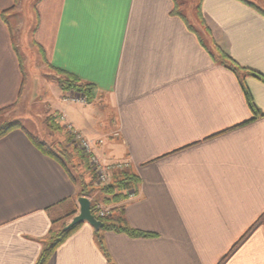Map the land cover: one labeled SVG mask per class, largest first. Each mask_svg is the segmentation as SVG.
<instances>
[{"label": "crops", "instance_id": "crops-1", "mask_svg": "<svg viewBox=\"0 0 264 264\" xmlns=\"http://www.w3.org/2000/svg\"><path fill=\"white\" fill-rule=\"evenodd\" d=\"M183 1L0 0V110L40 97L21 53L34 26L37 66L55 76L48 110L138 178L119 207L140 234L102 231L100 246L84 223L46 264H264V79L252 74L264 78V0ZM58 70L94 101L66 102L78 93L61 91ZM61 127L58 144L71 143ZM24 129L0 139V264H36L79 213L80 186Z\"/></svg>", "mask_w": 264, "mask_h": 264}, {"label": "trees", "instance_id": "trees-1", "mask_svg": "<svg viewBox=\"0 0 264 264\" xmlns=\"http://www.w3.org/2000/svg\"><path fill=\"white\" fill-rule=\"evenodd\" d=\"M249 5L254 7V5H252L251 3H249ZM218 62L230 68L235 73L245 71V69L239 67V65H237L227 54L223 52L218 56ZM56 74H57V84L63 93L76 92L78 94H82L86 98V103H92L94 101L93 88L91 85L82 83L80 79L67 72L58 70L56 71ZM252 74L259 79H264L263 76L258 73L252 72ZM244 91L246 93L252 111L254 113H257V109L252 103L249 92L247 90ZM12 108L13 107H9L0 110V116L5 114ZM47 123H49L50 128H52L54 131L60 132L63 129L59 124L56 123L54 117H50L49 119H47ZM15 130L25 131L23 124L20 122H13V123L0 122V139L6 137L8 134H10ZM29 137L38 149H40L48 156L56 159L70 173V176L73 179V181L76 184H78L81 188L79 198L82 196L87 197L88 196L87 189L88 191H90L91 187L94 188L93 183L95 180L94 179L95 177L90 171V169H86V170L89 173H91L92 178L91 181L89 180V182H87L85 178H82L81 175L77 173L74 175V173L70 169L71 157L65 151L60 150L58 148L49 147L47 144L38 140L35 136H32L31 134H29ZM68 140H71L74 143L71 134H69ZM78 149H79L78 147L75 148L76 152H78ZM81 155H82L80 157L81 161L84 160L87 161L86 157L82 153ZM137 185H138V178L134 174L130 173L127 169L124 171H120L118 174L115 175L113 174L111 182L108 185L101 187L99 189L100 192L105 196L104 203L108 206L110 205L112 206V209L110 210V216L108 218L99 219L104 223L103 228L98 233H96L100 246H102V241L100 238V232L102 231L110 230V231L124 232L132 236H137L138 234H140V232L132 229L126 224V222L122 218L123 208L119 207V205L127 199L124 192L130 189L131 187H137ZM76 212L77 211L75 210L72 213H70L68 216L73 217L76 214ZM92 212H93V207H92ZM83 224L74 226L73 228L67 231H63V228L66 226L64 225L59 232L50 233L48 241L44 246L36 264H46L48 259L54 254L56 249L59 246H61L70 236H72Z\"/></svg>", "mask_w": 264, "mask_h": 264}, {"label": "rangeland", "instance_id": "rangeland-1", "mask_svg": "<svg viewBox=\"0 0 264 264\" xmlns=\"http://www.w3.org/2000/svg\"><path fill=\"white\" fill-rule=\"evenodd\" d=\"M252 1H255L256 3L260 4V0H252ZM185 3H186V6H185ZM183 5L185 6L184 9L187 10V8H188L187 0H186V2L183 1ZM184 9H183V11H184ZM25 14L26 13H24V16H21V17H22V20L27 21V16ZM15 27H16V25H15ZM33 28H34V26L28 27L26 25L24 27V29L20 32V37H22V34H23L24 43H25V47L24 48L21 47V53L27 59V63H26L25 68H26V72L28 75V79H29L28 82H30V84H31V79H32V86H31L32 87V95L35 96V95L39 94L40 97L38 98V100H36L37 101L36 103L25 102L24 105L22 104L17 108L9 110L8 112H6L2 116H0V122H10V123L20 122V123L24 124V126L26 127V129L29 132L37 135L36 138L38 140H40V141L44 140L42 142L47 144L49 147H54V148H58L60 150L65 151L71 157L70 158V161H71L70 166L72 168L70 166L69 167L72 170V172L74 173V175L77 173V174L81 175L82 178H85V180L87 182H89V180L92 176H91V173L89 174L88 171L86 170L87 168L83 167V165L81 164L82 161L79 158V155L75 150V146H77V143H75V142L73 143L72 141H71V143L65 141L64 143L58 144L59 141L63 142V136L64 135L62 136L61 133L54 131L52 128H50L49 123H47V119H49L50 117H54L56 123L59 124L60 126L70 124V123H68L67 119L61 123L59 120V117L56 116V113L49 111L48 110L49 106L45 103L46 98H48V94H47L46 90L52 88V78H54L55 76L51 70H47L46 66H44L45 63L42 64L39 62V64H38L39 66H37V59H40V58H38V53H39L37 51L38 45L34 44V46H32L30 44V42L32 40L33 33L35 32ZM31 63H32L33 67L31 66ZM38 70H40V71H38ZM39 72L42 73V75H44L45 77L40 76ZM111 135H114V134H111ZM87 139H90V138L87 137ZM90 140H92V139H90ZM93 141L95 142L96 140H93ZM65 145H66V147H65ZM77 147H79V146H77ZM80 154H81V151H80ZM86 160H87V158H86ZM108 163H111V162H108ZM87 166L89 169L88 161H87ZM118 173L119 172H115L114 175L118 174ZM93 187L94 188L91 187L92 189L90 188V191H88V189H87V193H88L87 197L90 198L92 200V202H99L101 204L103 203V205H104L105 204L104 203L105 196L100 192V190H99L100 187L99 186L97 187L95 185V180L93 183ZM94 189L97 191H95ZM107 207H108V205H107ZM110 207H111V205H110ZM69 223H66V225H68Z\"/></svg>", "mask_w": 264, "mask_h": 264}, {"label": "built area", "instance_id": "built-area-1", "mask_svg": "<svg viewBox=\"0 0 264 264\" xmlns=\"http://www.w3.org/2000/svg\"><path fill=\"white\" fill-rule=\"evenodd\" d=\"M65 100L66 102H79L86 104V98L82 94H71L68 97H65ZM59 120L62 123L66 120V118L64 115H61L59 116ZM65 126L69 134L72 135L73 141L77 143V146H79L78 148L81 153L87 158L89 169L95 177V185L97 187L99 186L101 188L108 185L115 172L128 169L129 163L126 161H112L111 163H108L96 154V147L104 143L103 139L94 142L93 140L87 139L83 133L76 130L72 125L66 124ZM113 136L120 137V131L115 132ZM124 194L127 198L125 201L131 200L137 196V189L136 187H131L126 190ZM92 207V213L96 218L104 219L110 216L112 206L107 207V205H103V203L92 202Z\"/></svg>", "mask_w": 264, "mask_h": 264}, {"label": "water", "instance_id": "water-1", "mask_svg": "<svg viewBox=\"0 0 264 264\" xmlns=\"http://www.w3.org/2000/svg\"><path fill=\"white\" fill-rule=\"evenodd\" d=\"M79 213L71 220V222L63 228V231H67L74 226L88 223L91 225L95 232L98 233L104 226V223L100 221L92 213V203L88 197L82 196L78 199Z\"/></svg>", "mask_w": 264, "mask_h": 264}]
</instances>
